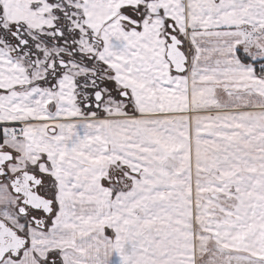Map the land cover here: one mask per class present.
Masks as SVG:
<instances>
[{
    "label": "snow or ice",
    "instance_id": "obj_1",
    "mask_svg": "<svg viewBox=\"0 0 264 264\" xmlns=\"http://www.w3.org/2000/svg\"><path fill=\"white\" fill-rule=\"evenodd\" d=\"M0 264H264V0H0Z\"/></svg>",
    "mask_w": 264,
    "mask_h": 264
}]
</instances>
